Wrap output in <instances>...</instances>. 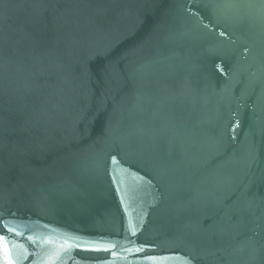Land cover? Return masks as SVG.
<instances>
[{"label": "water", "instance_id": "water-1", "mask_svg": "<svg viewBox=\"0 0 264 264\" xmlns=\"http://www.w3.org/2000/svg\"><path fill=\"white\" fill-rule=\"evenodd\" d=\"M0 236V264H264V0H0Z\"/></svg>", "mask_w": 264, "mask_h": 264}, {"label": "snow or ice", "instance_id": "snow-or-ice-1", "mask_svg": "<svg viewBox=\"0 0 264 264\" xmlns=\"http://www.w3.org/2000/svg\"><path fill=\"white\" fill-rule=\"evenodd\" d=\"M9 231H11V229H9ZM5 243H6L5 238L3 236H0V250L3 249ZM137 251H139V249H137Z\"/></svg>", "mask_w": 264, "mask_h": 264}]
</instances>
